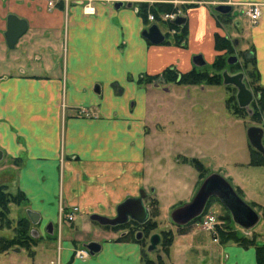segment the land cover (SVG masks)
<instances>
[{
    "label": "crops",
    "instance_id": "0c3cea01",
    "mask_svg": "<svg viewBox=\"0 0 264 264\" xmlns=\"http://www.w3.org/2000/svg\"><path fill=\"white\" fill-rule=\"evenodd\" d=\"M115 1L137 4L147 0H96L91 14L85 13L75 0L66 7L62 3L52 8L45 0H0V44L6 45L4 31L9 14L27 21L26 31L15 45H6L18 50L17 57L12 58L9 70L0 72V143L13 158H22L27 164L20 170L19 188L31 203L25 213L29 209L39 214L41 225L34 238L44 235L48 223L52 224L48 235L55 233L60 209L69 211L77 206L74 213L87 218L92 213L113 217L121 201L145 189L150 163L146 151L152 146L147 139V96L155 94L152 88L156 86L144 88L136 81L143 74L153 75L171 65L186 72L196 66L192 62L196 54L209 62L215 54L214 34L222 35L210 8L197 4L186 13L185 48L149 44L142 35L146 24L137 8L123 4L115 9ZM250 2L260 4L261 14L254 24L244 15ZM227 3L247 18L249 28L244 31L241 23L237 33L249 40L259 82L264 86V0ZM54 41H58L56 46ZM201 41L207 50L200 48ZM22 43L26 45L22 47ZM56 50L60 58L57 61ZM83 108L91 115H79ZM0 150L4 156V149ZM58 151L62 155L61 183L56 171L60 166L57 161L50 166L49 161ZM163 188L160 185L153 191L158 206ZM102 230L100 239H75L79 247L89 241L99 242L97 253L75 258L72 255L76 245L66 239L56 264H140L138 243L116 241L121 231L116 235L110 229V234L108 229ZM44 240L42 248L33 246L43 256L29 254L27 264H42L48 250ZM220 248L221 264H256L254 247L232 244ZM10 252L0 253V259L6 261L0 260V264L16 263L9 259Z\"/></svg>",
    "mask_w": 264,
    "mask_h": 264
},
{
    "label": "rangeland",
    "instance_id": "374dc122",
    "mask_svg": "<svg viewBox=\"0 0 264 264\" xmlns=\"http://www.w3.org/2000/svg\"><path fill=\"white\" fill-rule=\"evenodd\" d=\"M45 1L49 7L48 0ZM69 1L71 0L52 1L53 7L62 6V3L66 7ZM94 1L96 0H75L76 3L81 5L82 10L88 3L93 5ZM206 5L212 7L213 4L206 3ZM131 6L137 8L135 2H132ZM210 11L213 12L212 10ZM148 13L149 11H147ZM211 14L212 16L216 15L215 13ZM236 14L243 24L244 31H246L249 28L247 18L239 12ZM160 28L162 31L165 30L162 24H160ZM226 28H228L227 31L230 32L229 36L231 38L240 36L233 26H226ZM243 37H245L244 34L239 37L240 42L235 45L234 49V55L238 56V60L241 61L240 50H245L249 46V40ZM56 42L58 41L53 42L54 46H56ZM200 44H202L200 45L201 49L207 50L206 44L204 45L202 41ZM23 45L25 46L26 44L22 43V47ZM15 49L7 48L4 43L0 44V72H5L11 68L13 59L18 55V50ZM58 53V50L54 53L56 61L60 59ZM214 53L212 59L206 62L207 67L205 71L208 74L215 73L211 68V63L216 56L227 54L224 51H216L215 49ZM224 70L228 72L236 71V69L228 70V68ZM177 71L181 72L178 69ZM145 75L147 74L141 76V83L138 82V79L136 82L141 87H151L150 83H146L144 79ZM164 85L174 86L165 90L163 88ZM149 89L148 91H150ZM152 89L155 94L150 92L147 96L148 134L150 135L147 139L150 140V145L152 144V146H148L146 151V159L150 163L147 166L149 171L146 175L147 179L144 188L149 192L152 189L154 191L155 187L159 188L160 185H164L162 189L163 195L159 198L161 201V204L158 206L159 214L155 218L157 221L155 231L158 232L162 229L171 230L174 234V241L168 255H165L158 249V245L157 251H151L149 256L155 258L158 252L163 257L165 264H221L223 257L220 255L222 251L220 246L232 244L240 246L233 241H223L219 230L221 228L224 229V227L229 228L240 236L255 237L256 244L264 242V214L262 208L264 207V165L253 166L248 164L249 151L246 130L249 125H255L254 121L249 120L248 117L234 115L232 110L227 107L226 99L235 94L236 88L223 83L219 85L203 84L192 86L161 83L160 87ZM132 102L130 105H132ZM60 107L62 109V103ZM87 111L89 110L83 108L78 112L79 115L90 116L91 113ZM59 134L61 136V151L62 121L59 127ZM204 143L205 146H203ZM0 147L4 149V156L0 160V184L11 195H15L17 191H20L24 196L23 200L21 199L22 195H17L18 201H15V203L8 202L7 204L9 225L0 227V237L10 238L13 235V227L16 220L20 217H26L25 209L31 207V203L25 192L19 188L20 170L27 166V164L22 161V158H13L9 150L1 143ZM55 156L54 160H49L50 162L52 161L50 166L54 165L53 161H57L56 165L61 167V169L60 167L58 168L59 170L56 169L61 183L62 155L58 151ZM184 157L197 158L204 167L205 176L211 173H218L225 178L235 192L239 191L237 194H240L239 196L259 213L260 219L257 224L251 230L245 231L233 221H225V208L218 200L214 199L210 201L207 209L205 208L206 211L204 210L198 220L185 225L183 233H178L179 226L171 221L170 213L174 208L189 202L201 183H199L200 178L198 177L197 169L191 162L185 161ZM239 187L245 192L244 195ZM154 198L156 199L154 193H151L149 200L145 201V205L147 206L149 201ZM56 199L59 202V195L56 196ZM71 209L69 211L66 209L59 210L58 224L55 226L56 230L53 235H47L45 231L44 235H39L35 238V246H41L40 248L43 247L41 243L44 240L43 236L46 238L44 245L48 247V250L44 252L42 264H56V257L61 252L62 242L66 239H72L75 242L76 240L101 238L100 234L103 231L102 229H104L101 225L79 213L71 214L72 219L69 220L68 215L71 213ZM208 216L213 217L212 221L216 227L215 234L208 233L203 227L204 220H207ZM40 225L30 223V227H35L37 230L40 229ZM107 232L110 234L111 231L108 229ZM112 232L116 235L119 233V231ZM214 238L217 240L214 241ZM76 246L72 256L78 258L76 257V251L81 250V247H79L80 245ZM34 248L32 247L27 250L22 248V252L17 254H12L10 251L13 249L20 250L21 248H10L3 252H10L9 259L15 261V264H27L30 260L29 254L34 255L37 252L39 258L43 256L42 251H39L38 248L35 250ZM0 260L6 262L4 259Z\"/></svg>",
    "mask_w": 264,
    "mask_h": 264
},
{
    "label": "trees",
    "instance_id": "16d2710c",
    "mask_svg": "<svg viewBox=\"0 0 264 264\" xmlns=\"http://www.w3.org/2000/svg\"><path fill=\"white\" fill-rule=\"evenodd\" d=\"M138 13L142 17L143 20H147V11H149L154 18L159 19L160 16L164 13L172 12L175 7L173 4L169 2H158L154 4L148 3H138ZM216 22L219 23L224 17V15L215 13ZM171 28H175L172 24H169ZM181 29V34L177 36L178 40H181L182 37L186 33L185 27L179 28ZM214 49L216 51H224L225 54H219L216 56L214 61L211 63V68L214 70V74H208L205 71L207 67V63L203 66H194L192 69L186 72H178L174 66H168L160 73L154 75H145L144 79L146 83H151L157 78H162L164 83H176L183 85H219L222 83L221 73L224 69L228 68V70H242L245 74L248 85L251 87L252 91L255 95V100L251 103L252 114L250 116L251 120L260 122L264 117V86L259 82V73L256 67L255 58L252 55L249 58L244 57V53H240L242 55L241 63L237 62L235 64H228L227 57L230 54H234V49L232 47L231 40L225 36H221L218 33L214 34ZM250 51L253 52L252 47H250ZM202 69V70H201ZM204 69V70H203ZM142 77L138 78V82L141 83ZM227 107L232 110V112L240 117L246 116V110L244 108H240L235 100V95H231L226 100ZM248 151H249V165L258 166L264 165V157L255 149H253L248 143ZM185 161L191 162V164L198 170V177L200 178L199 183L204 178V167L202 163L195 157L193 158H185ZM238 191V190H237ZM239 193V191L237 192ZM17 195H22L19 191L16 192L15 195H11L8 193L3 185L0 184V227L8 226L9 220L7 218V204L8 202L18 201ZM240 195V194H239ZM24 200V196L22 198ZM216 198H210L206 209L210 203V201ZM217 200V199H216ZM18 204V203H17ZM149 205V213L150 218L143 224H138L134 221H130L129 223L116 225V226H102L105 229H110L115 232H120L124 230H128L123 236H118L115 238L116 241H132L136 242L140 245V264H165L164 259L160 253H156L155 258L149 256V251H147L148 238L149 235L153 232L156 233L157 221L156 217L159 214V207L157 200L151 199L148 203ZM225 208V207H224ZM261 208V207H260ZM259 208V209H260ZM205 209V211H206ZM226 217L225 221H232L229 211L225 208ZM264 214V208H263ZM201 216L195 218L191 222L186 225H189L196 220H198ZM6 223V224H4ZM178 226V225H177ZM184 227L179 226L178 233H183ZM30 221L26 217H20L16 220V223L13 227V235L10 238L0 237V253L3 251H7L10 248H23L25 250L32 248L35 246V238L31 236L30 232ZM140 230L143 232V237L141 239H136V231ZM157 233L160 234V242L159 247L165 255L170 253V247L174 241V234L169 229L159 230ZM219 234L223 241H233L238 243L240 246L249 247L253 246L255 251V261L256 264H264V242L260 244H256L255 237H246L237 235L235 232H232L229 228L224 227L219 230ZM74 242V241H73ZM76 245L77 242L75 241ZM153 251H157L156 249Z\"/></svg>",
    "mask_w": 264,
    "mask_h": 264
},
{
    "label": "water",
    "instance_id": "95a60500",
    "mask_svg": "<svg viewBox=\"0 0 264 264\" xmlns=\"http://www.w3.org/2000/svg\"><path fill=\"white\" fill-rule=\"evenodd\" d=\"M124 3L122 1H115L113 7L118 9ZM126 6L130 7L131 2H127ZM230 10L229 5H218L215 11L224 14ZM183 18L177 17L173 23L178 25L183 22ZM27 21L14 14H9L6 17V28L4 31V38L8 47H13L18 38L26 31ZM142 35L148 39L152 44H158L163 41V35L159 31L156 24L150 25L142 32ZM252 56V52L246 55V58ZM236 56L228 57L227 62L235 63ZM192 62L196 66H203L206 61L201 54H196L192 57ZM223 84L233 85L236 88V100L239 107L247 108L252 101L253 95L251 90L243 81L244 75L242 72L229 74L226 70L222 71ZM98 88V87H97ZM246 136L249 145L258 151L264 157V145L262 144L263 129L259 126H249L246 130ZM3 153L0 150V160ZM148 193L144 189H140L138 195L127 197L116 206L115 215L107 217L97 213L89 215V219L102 226H116L125 224L132 220L138 224H143L149 219L148 207L144 204V199ZM216 198L230 213L232 221L241 227L243 230H251L259 221L260 215L248 203H246L232 188L228 181L218 173H211L207 175L200 183L198 189L193 195L192 199L174 208L170 213L171 221L178 226H185L195 218L202 215L210 198ZM26 215L31 223L36 224L39 219V214L29 209L26 210ZM48 233H52V224L48 223L46 227ZM141 232H138L137 239L140 238ZM160 242V234L153 233L149 236L147 251L155 250ZM83 247L90 255L97 253L101 244L96 241H89L83 243ZM18 251V249H15Z\"/></svg>",
    "mask_w": 264,
    "mask_h": 264
},
{
    "label": "flooded vegetation",
    "instance_id": "af4514ba",
    "mask_svg": "<svg viewBox=\"0 0 264 264\" xmlns=\"http://www.w3.org/2000/svg\"><path fill=\"white\" fill-rule=\"evenodd\" d=\"M205 1H206V3H208V4H213L212 5V7L210 6L209 8H210V10H212L213 12L212 13H218L217 11H215V7L216 6H218V5H229L230 6V10L227 12V13H224V14H221V13H218V14H221V15H224V17L225 18H223L219 23H217L216 22V18H215V23H216V26L222 31V35L221 34H219V35H221V36H225V37H227V38H229L230 40H231V43H232V47H233V49H235V45L237 44V43H239L240 42V38L239 37H237V38H234V37H230L229 36V31H227L228 30V28H226V26H233V28L236 30V32H237V28H238V26H240V24H241V22H240V20H239V18H238V16H237V14L236 13H238V12H236L234 9H233V7H232V5H230V4H228L227 3V0H192V1H188V0H181L180 2H177V3H174V2H169V3H171V4H173V6L175 7V9L172 11V12H170V13H173L175 16H174V18H164V15L165 14H169V13H164V14H162L161 16H160V18L159 19H156V18H154V16L149 12L148 14H147V20L145 21L144 20V22H145V24H146V26H145V28L143 29V31L145 30V29H147L150 25H152V24H156L157 25V27H158V29H159V31L161 32V34L163 35V41L162 42H160V43H158V44H166V45H174V46H177V47H182V48H185L186 46H187V34H188V28H187V20H188V17H187V15H186V13H187V10L188 9H190V8H194L195 6H197V4H204L205 3ZM127 2H129V1H127ZM127 2H124V4H126ZM158 2H163V1H159V0H152V1H141L140 3H148V4H154V3H158ZM203 2V3H202ZM132 3V2H131ZM206 3H205V5H206ZM137 5H138V3H137ZM209 6V5H208ZM137 11H138V7H137ZM149 15H152V19H150L149 18ZM244 15H245V11H244ZM177 17H181V18H183L184 20H183V22H181L180 24H178V25H176V24H174L173 23V20H175ZM150 23V24H149ZM162 24V25H164V31H162V29L160 28V24ZM169 24H172L175 28H171L170 26H169ZM182 27H185V29H186V33H185V35L182 37V39L181 40H178L177 39V36L178 35H180L181 34V29H179V28H182ZM142 31V32H143ZM217 33V32H216ZM144 37V36H143ZM145 38V37H144ZM146 39V38H145ZM147 40V42L149 43V44H152L148 39H146ZM240 52L242 53H244V57H246V55L249 53V52H251L250 51V46L249 47H246V49L245 50H240ZM235 54V53H234ZM234 54H230V55H228V57H230V56H233ZM239 55V54H238ZM241 55V54H240ZM234 56H236V55H234ZM228 57H227V60H228ZM237 57V60L235 61V63H237V62H239V63H241V60H238V56H236ZM241 57H242V55H241ZM204 59V58H203ZM228 63V62H227ZM235 63H233V64H235ZM228 64H230V63H228ZM171 66H174V65H171ZM175 67V66H174ZM176 68V67H175ZM227 71V70H226ZM228 72V71H227ZM237 72H242L243 73V75H244V78H243V81H244V83L246 84V86L251 90V92H252V95H253V98H252V101L250 102V104H249V106L247 107V108H244L245 110H246V116L245 117H248L249 118V120H251V118H250V116H251V114H252V109H251V103L255 100V95H254V92L252 91V89H251V87L248 85V83H247V80H246V77H245V74H244V72L242 71V70H236L235 72H228L229 74H234V73H237ZM161 83H164L163 82V80H162V78H157L156 80H154V81H152L150 84L151 85H153V86H156V87H160L161 86ZM223 83V82H222ZM168 84V83H167ZM170 84H175V85H178V84H176V83H170ZM202 85V84H201ZM225 85H229V84H225ZM166 86V89H169L170 88V86H172V85H164V87ZM192 86V85H191ZM231 86H233V85H231ZM163 87V88H164ZM234 87V86H233ZM165 89V90H166ZM235 100H236V92H235ZM227 100V99H226ZM236 103H237V100H236ZM237 105H238V103H237ZM239 106V105H238ZM240 108H242V107H240ZM234 114V113H233ZM234 115H236V114H234ZM236 116H238V115H236ZM254 121V120H253ZM254 123H255V125H249V126H259V127H261L262 129H263V137H262V144L264 145V117H263V119L260 121V122H258V121H254ZM248 126V127H249ZM247 127V128H248ZM248 141V140H247ZM185 158H187V157H184V159ZM191 158H193V157H191ZM198 171V170H197ZM206 176H204V178H205ZM203 178V179H204ZM202 179V180H203ZM201 180V181H202ZM145 190V189H144ZM146 191V190H145ZM147 192V191H146ZM148 193V195H147V197L144 199V204H145V201L146 200H149V197H150V194L151 193H153V189L152 190H150L149 192H147ZM147 207H148V210H149V205H147ZM262 208H264V207H262ZM149 218H150V213H149ZM29 219V218H28ZM30 221V220H29ZM130 221H132V220H130ZM130 221H128L127 223H129ZM135 222V221H134ZM30 223H31V221H30ZM34 225H39L38 224V222L36 223V224H34ZM48 225V224H47ZM47 225L45 226V228H44V231H46V227H47ZM102 226V225H101ZM109 226V225H108ZM105 229V228H104ZM29 232H30V234H31V236L32 237H34V236H36V235H38V230H37V228H35V227H30V230H29ZM126 232H128V230L126 229V230H124V231H121V233H120V235L119 236H123ZM138 232H141V236H140V238H138V240L139 239H141L142 237H143V232L142 231H140V230H137L136 231V239H137V234H138ZM46 233H47V235L49 234L47 231H46ZM153 233H155V232H153ZM153 233H151V234H153ZM51 234V233H50ZM150 234V235H151ZM149 235V236H150ZM149 239V238H148ZM148 246V245H147ZM82 248H84L83 247V244H82V247H81V249ZM85 249V248H84Z\"/></svg>",
    "mask_w": 264,
    "mask_h": 264
},
{
    "label": "built area",
    "instance_id": "2783aa9c",
    "mask_svg": "<svg viewBox=\"0 0 264 264\" xmlns=\"http://www.w3.org/2000/svg\"><path fill=\"white\" fill-rule=\"evenodd\" d=\"M52 1H58V0H48V5L49 7H53V2ZM64 1H68V0H64ZM246 10H245V16L249 19V21L251 23H256L260 17V14H261V11H260V4L259 3H256V2H250L246 5ZM89 9V11L87 10ZM84 12L85 13H94L95 11V8L94 6L91 4V3H88L84 6ZM174 14L173 13H169V14H165L164 15V18H174ZM149 18L152 19V15H149ZM78 210V207L77 206H73L72 209H71V213L68 215V219L71 220L72 219V215L74 212H76ZM213 217L211 216H208L207 220H204V229H206V231L208 233H212V234H215L216 233V227H215V224H213ZM217 239L214 238V241H216ZM89 256V253L86 249L82 248L81 250H78L76 251V257L78 258H81V259H84V258H87Z\"/></svg>",
    "mask_w": 264,
    "mask_h": 264
},
{
    "label": "bare ground",
    "instance_id": "6f19581e",
    "mask_svg": "<svg viewBox=\"0 0 264 264\" xmlns=\"http://www.w3.org/2000/svg\"><path fill=\"white\" fill-rule=\"evenodd\" d=\"M89 11V9H87Z\"/></svg>",
    "mask_w": 264,
    "mask_h": 264
}]
</instances>
